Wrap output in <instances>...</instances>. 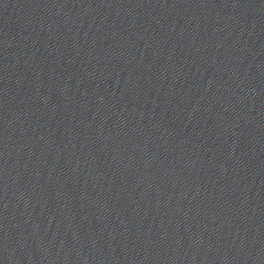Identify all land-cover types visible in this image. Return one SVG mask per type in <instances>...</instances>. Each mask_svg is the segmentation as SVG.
Wrapping results in <instances>:
<instances>
[{
    "label": "water",
    "instance_id": "water-1",
    "mask_svg": "<svg viewBox=\"0 0 264 264\" xmlns=\"http://www.w3.org/2000/svg\"><path fill=\"white\" fill-rule=\"evenodd\" d=\"M0 264H264V0H0Z\"/></svg>",
    "mask_w": 264,
    "mask_h": 264
}]
</instances>
